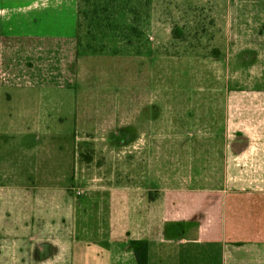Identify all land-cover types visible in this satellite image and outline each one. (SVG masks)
Wrapping results in <instances>:
<instances>
[{
	"label": "crops",
	"instance_id": "obj_1",
	"mask_svg": "<svg viewBox=\"0 0 264 264\" xmlns=\"http://www.w3.org/2000/svg\"><path fill=\"white\" fill-rule=\"evenodd\" d=\"M18 2L0 7V264H137L132 241L147 244L146 264H264V0L227 10L233 78L202 105L201 137L171 147L167 177L159 118L134 188L123 160L121 180L84 173L83 137L108 140L113 127L83 92L75 36L3 31L51 17L77 26L79 0L0 5ZM119 137L129 145V131Z\"/></svg>",
	"mask_w": 264,
	"mask_h": 264
},
{
	"label": "rangeland",
	"instance_id": "obj_2",
	"mask_svg": "<svg viewBox=\"0 0 264 264\" xmlns=\"http://www.w3.org/2000/svg\"><path fill=\"white\" fill-rule=\"evenodd\" d=\"M232 3L79 0L77 26L51 17L32 26L15 20L13 27L3 31L8 34L12 30L13 35L75 36L83 92L87 101L88 94H94L102 102L98 108L102 112L96 117L101 116L113 127L112 131L108 127V140L83 137L78 157L86 168L84 173L93 179L121 180L123 160L130 165L134 188L138 164L144 162V157L153 159V150H146L144 156L140 148L152 145L154 123L157 125L159 118L163 121L161 164L163 175L168 177L171 147L180 148L183 140L201 137L206 118L200 115L202 105L224 98V84L233 75L224 57L227 44L221 25ZM20 5L5 3L0 7ZM170 118L177 121V131H169ZM127 131L128 146L119 137ZM171 137L180 143L175 146ZM90 144L94 145L92 149Z\"/></svg>",
	"mask_w": 264,
	"mask_h": 264
},
{
	"label": "trees",
	"instance_id": "obj_3",
	"mask_svg": "<svg viewBox=\"0 0 264 264\" xmlns=\"http://www.w3.org/2000/svg\"><path fill=\"white\" fill-rule=\"evenodd\" d=\"M131 246L135 252L137 264H146V247L147 244L142 241H132Z\"/></svg>",
	"mask_w": 264,
	"mask_h": 264
}]
</instances>
